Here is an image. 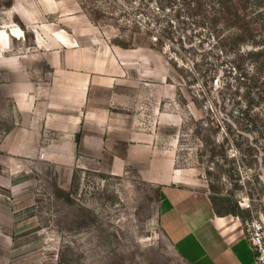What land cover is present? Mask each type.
<instances>
[{"label": "rangeland", "instance_id": "1", "mask_svg": "<svg viewBox=\"0 0 264 264\" xmlns=\"http://www.w3.org/2000/svg\"><path fill=\"white\" fill-rule=\"evenodd\" d=\"M59 30L70 46L51 45ZM259 41L264 0H0V264H190L162 229L156 174L264 222V68L240 54ZM75 52L93 66L53 102ZM31 82L47 85L21 111ZM64 116L100 134L40 128Z\"/></svg>", "mask_w": 264, "mask_h": 264}, {"label": "crops", "instance_id": "2", "mask_svg": "<svg viewBox=\"0 0 264 264\" xmlns=\"http://www.w3.org/2000/svg\"><path fill=\"white\" fill-rule=\"evenodd\" d=\"M17 5H20V3L15 4L12 12L17 10ZM25 11V15L29 17L28 22L33 23L32 16L34 12L29 13L27 8ZM22 32V29L21 31L15 29L10 34L7 32H4L5 34L2 33L3 42L9 47V43L13 38L21 39L22 36L19 38L18 36ZM45 33L49 34L48 32ZM40 34L39 43L42 39H45ZM49 37V42H51L53 47L59 45L66 48L72 43L70 34L65 30H59L55 36L49 34ZM8 38L11 39L10 42L7 40ZM56 60L57 58L53 57L49 63L55 65ZM4 62L12 66V63L9 64L6 60ZM15 65L17 64L15 63ZM90 65L93 66L79 52H75L73 55H66L64 73L61 70L57 71V81L53 84V88H51L52 91L50 94L57 95V97L55 95V98L52 95L53 102L58 101V103L66 104V102L73 101L77 94L74 87L81 85L82 76L80 74L88 72ZM46 85L47 83L44 82L20 84L18 86L20 91H22L19 96L20 110L28 112L32 108L34 99L32 100L30 96L27 98L25 93L34 89L35 86L36 90L37 88L43 90L46 88ZM55 86L56 88L54 89ZM41 109L45 111L44 106H41ZM64 118L58 121L49 119L47 121L48 125L45 123L40 128L43 130L47 126L52 128L51 130L58 131L60 135L66 137L64 139L65 142H71L72 136L77 140L79 133L85 142L88 138L91 139L90 133H94L95 136L100 134L92 129L82 131L81 124H83V121L68 124L69 118L66 116ZM90 119L94 121L95 115H91ZM96 119L99 120L98 118ZM98 124L96 123V127H100V124ZM33 133L23 130L19 133L18 138L28 143L36 136ZM156 175L153 181L162 186L161 200L159 203L162 229L171 243L180 250L190 264H256L255 253L251 248L248 233L241 218L232 215L220 216L216 214L207 193L199 189L196 183H191L182 175Z\"/></svg>", "mask_w": 264, "mask_h": 264}, {"label": "built area", "instance_id": "3", "mask_svg": "<svg viewBox=\"0 0 264 264\" xmlns=\"http://www.w3.org/2000/svg\"><path fill=\"white\" fill-rule=\"evenodd\" d=\"M244 225L251 248L255 253L256 264H264V222L262 220H254L252 222H244Z\"/></svg>", "mask_w": 264, "mask_h": 264}, {"label": "trees", "instance_id": "4", "mask_svg": "<svg viewBox=\"0 0 264 264\" xmlns=\"http://www.w3.org/2000/svg\"><path fill=\"white\" fill-rule=\"evenodd\" d=\"M248 24L246 29H248L250 33V26H251V19H248ZM254 31L251 30V33ZM241 55H247L253 58V70H259L261 68H264V41H259V43H253L251 46L247 47V49H244L240 53ZM230 214H235V212L230 211Z\"/></svg>", "mask_w": 264, "mask_h": 264}, {"label": "bare ground", "instance_id": "5", "mask_svg": "<svg viewBox=\"0 0 264 264\" xmlns=\"http://www.w3.org/2000/svg\"><path fill=\"white\" fill-rule=\"evenodd\" d=\"M19 31H21V29H19ZM16 32H18V30H16ZM3 34H5V33H3Z\"/></svg>", "mask_w": 264, "mask_h": 264}]
</instances>
